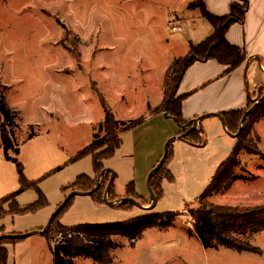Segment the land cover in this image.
<instances>
[{
  "label": "rangeland",
  "instance_id": "rangeland-1",
  "mask_svg": "<svg viewBox=\"0 0 264 264\" xmlns=\"http://www.w3.org/2000/svg\"><path fill=\"white\" fill-rule=\"evenodd\" d=\"M190 1L0 0V92L9 107L20 112L15 146L19 154L11 150L8 159L0 147V199L21 188L17 159L26 179L36 183L16 198L19 207L37 203L40 194L47 200L36 212L1 218L0 236L42 230L71 192L64 194V188L82 175L97 181L92 156L73 159L95 135L97 141L105 135L102 101L118 121L145 119L119 135L120 148L102 162L103 169L116 173L113 201L126 197L127 186L133 182L138 202L151 206L148 177L162 159L167 141L180 130L173 118L152 115L163 101L164 69L169 58L172 61L186 50L189 53L190 44L188 49L184 44L187 36L195 39L193 44L204 40L198 38L205 23L196 34H191L184 21L181 33L171 31L178 17L184 20L183 8ZM142 86L148 91L139 94ZM256 94L254 99L259 97ZM209 121L204 124L208 140L204 145L171 144L168 169L174 181L163 180V195L154 209L98 205L91 196H77L58 219L51 247L64 234L60 227L125 223L147 214L179 213L167 230L148 229L136 241L113 237L111 264H264V230L239 236L262 255L226 247L205 249L197 236L187 233L192 228L188 210L198 207L197 200L236 146L220 123L215 128L213 121L217 120ZM254 130L263 157L241 154L236 175L242 179L229 191L213 196L211 203L264 206L263 118ZM34 241L45 243V238L39 234ZM41 242L35 245L34 264H52L48 251L45 258H37ZM73 262L99 264L85 257Z\"/></svg>",
  "mask_w": 264,
  "mask_h": 264
},
{
  "label": "trees",
  "instance_id": "trees-1",
  "mask_svg": "<svg viewBox=\"0 0 264 264\" xmlns=\"http://www.w3.org/2000/svg\"><path fill=\"white\" fill-rule=\"evenodd\" d=\"M248 0H234L231 5L230 14L218 18L211 15L205 8L202 0H196L189 4L190 11H198L201 17L207 21L213 28V34L198 44H191L190 51L184 59H175L167 69L164 77V97L161 104L157 107L154 114H167L178 123L180 130L177 135H181L189 131L192 127V121L187 122L183 119L182 103L184 97L178 96V90L186 71L196 61L215 60L218 63L227 66V73L232 72L242 66L246 61V55L243 51L235 46H232L226 39V34L232 25L235 23H243L248 10ZM76 55V54H75ZM259 97L261 102L252 112L247 115L245 122L242 123V118L252 108L254 102L250 101L245 110L229 111L221 113L227 130L231 134H237L242 126L241 134L236 138L237 144L227 158L223 162L216 173L214 174L208 187L197 200L198 207L189 209V216L192 220V228L187 231L189 236H197L205 249H218L226 247L238 253L249 252L262 255V251L243 241L239 236H244L248 233H260L264 230V206L258 207H233L215 205L210 202V199L222 192L229 191L233 185L242 178L236 175V170L240 166V156L243 153L263 157L262 151L259 149L260 137L255 135L254 126L260 118L264 119V89H262ZM105 120L103 127L105 135L101 141H97L98 135L94 136V141L84 150L80 151L74 161L82 159L85 156L93 157V166L95 174L99 175L103 170L102 162L110 159L120 148L122 140L121 135L126 130H132L142 124L145 119H137L125 123L118 121L112 112L105 106ZM20 117V112H17L9 107L5 96L0 92V147L4 150L6 158L10 159L9 152L15 151L19 154V149L16 146V131L17 121ZM120 132L117 131L121 127ZM185 142L191 145H204L206 142L205 134L202 128L197 127V130L191 132L185 137ZM100 150L104 154H99ZM172 145L169 146L168 158L161 169L156 172L151 179L150 186L157 197L158 201L163 195L162 182L164 179L174 181V176L168 169L169 160H171ZM17 164L18 173L20 176L21 188L18 192L5 196L0 199V219L7 215H24L33 213L47 205V200L40 194V200L27 207L21 208L16 202V198L29 188L36 187V183H30L24 173L22 165L17 159L14 160ZM110 174L105 173L101 181L104 183ZM97 181L89 176H80L73 184L64 188V194L67 191H82L89 192L96 186ZM107 187V186H106ZM106 187L100 185V189L91 197L98 205L104 203V194ZM114 184L109 193L108 200L113 201ZM126 197H132L139 201V196L135 192L133 182L127 186ZM66 197V196H65ZM74 198L63 209V211L52 222L50 230L44 235L46 241L53 254V264H74L73 259L76 257H85L95 260L99 264H111V250L115 248L113 237H125L130 241H136L141 238L143 233L152 228L158 230H167L174 225L179 213L165 214H147L125 223L102 224V225H80L73 228L60 227V231L72 235L69 240H66L54 247H51V234L57 227L58 219L72 204ZM8 206L6 209L5 206ZM127 205L133 206L130 203H122L118 206L128 208ZM24 240V239H23ZM21 239H3L0 241V264H7L8 251L4 248L6 244H16Z\"/></svg>",
  "mask_w": 264,
  "mask_h": 264
},
{
  "label": "crops",
  "instance_id": "crops-1",
  "mask_svg": "<svg viewBox=\"0 0 264 264\" xmlns=\"http://www.w3.org/2000/svg\"><path fill=\"white\" fill-rule=\"evenodd\" d=\"M194 1L196 0H192L184 6L183 11L185 18L183 20L178 17L175 25H179L183 28L181 22L184 21L189 24L188 26L191 34H196L200 31V25L205 23V27H203V32L201 34L202 36L198 38L205 40L213 34L214 30L212 26L201 17L198 11H190L188 9L189 4ZM202 1L204 2L206 10L211 15L218 18L229 15L231 5L234 2V0ZM248 1L249 6L244 22L235 23L226 34L227 41L232 46L241 49L243 53H245V63L229 73L226 72L228 69L227 66L215 60L196 61L192 64L186 71L178 90V96L184 97L182 115L185 121L190 122L204 115H220L224 112L245 110L249 102L253 101L255 98L254 93L256 92V95H259V89H264V0ZM194 40V38H189V36H187L184 41L186 48L188 44H193ZM187 51L188 50H186L183 55L181 54L180 57L174 58L173 60L182 58L186 55ZM256 57L259 58V62L256 60ZM171 59L169 58L167 61L163 77H165L167 69L173 62ZM143 87L144 86L139 89V94L147 90H144ZM152 115L155 114L153 113ZM209 120H217V123L213 121L217 124L215 128L219 127V123L222 125L217 116H208L199 122L197 127L203 129L206 142L208 140L204 130L206 126L204 124L210 122ZM222 130L228 135L223 127ZM234 140H236V145L237 139L234 138ZM38 235L39 234L31 236L16 244L4 245V248L8 251L7 264H34L35 245L41 242L34 241ZM42 236L44 237V235ZM42 244V249L37 258H45L46 252L48 251L51 254V263L53 264V254L46 238L45 243L43 242Z\"/></svg>",
  "mask_w": 264,
  "mask_h": 264
},
{
  "label": "water",
  "instance_id": "water-1",
  "mask_svg": "<svg viewBox=\"0 0 264 264\" xmlns=\"http://www.w3.org/2000/svg\"><path fill=\"white\" fill-rule=\"evenodd\" d=\"M256 60L259 62V58L256 57ZM262 89L260 88L259 89V93ZM253 102H254V107H256L257 105L260 104L261 102V98L258 97L257 99H253ZM251 108L247 113L246 115L242 118V123L245 122L246 118H247V115H249L252 110L254 109ZM165 116H167V114L165 113ZM208 116H217L222 125H223V128L225 130V132L230 136V137H233V138H237L241 132H242V126L239 130V132L237 134H231L226 126H225V123H224V120L223 118L220 116V115H204V116H201V117H198L196 119H194L192 121V124H193V127L187 131L186 133L184 134H181V135H178V136H175V137H172L171 139H169L165 145V151H164V154H163V157L162 159L160 160V162L158 163V165L153 169V171L150 173L149 177H148V186H149V189H150V193H151V200H152V204L150 207H144L142 204H140L137 200H135L134 198L132 197H124V198H120V199H117L115 201H109L108 200V193L112 187V185L114 184V181L116 179V173L111 170V169H103L101 171V173L99 174L98 178H97V183H96V186L93 190L89 191V192H82V191H72L70 193H68V195L65 197L64 201L62 202V204L58 207V209L56 210V212L52 215L51 219L49 220V222L47 223L46 227L43 228L42 230L40 231H36V232H31V233H26V234H20V235H2L0 236V241L3 240V239H27L31 236H34L36 234H40V235H45L51 228V225H52V222L55 220V218L63 211V209L69 204V202L77 197V196H92L95 192H97L99 189H100V181L102 179V177L104 176L105 173H109L110 174V180H109V183L106 187V190H105V194H104V203L110 207H114L116 205H119V204H122V203H130L132 204L133 206H137L141 209H144V210H151V209H154V207H156L157 205V202H158V199L157 197L155 196V194L153 193L152 189H151V186H150V182H151V179H152V176L158 172L161 167L164 165V163L166 162L167 158H168V153H169V146L175 142V141H185V137L190 134L191 132H194L197 130V125L199 124L200 121H202L203 119L207 118Z\"/></svg>",
  "mask_w": 264,
  "mask_h": 264
},
{
  "label": "built area",
  "instance_id": "built-area-1",
  "mask_svg": "<svg viewBox=\"0 0 264 264\" xmlns=\"http://www.w3.org/2000/svg\"><path fill=\"white\" fill-rule=\"evenodd\" d=\"M171 31L174 33H181L183 31V28L179 25H173L171 28ZM71 237H72V235H70V234H66V236L61 234V239L56 241L55 244L53 245V247L64 242V241H66V240H69Z\"/></svg>",
  "mask_w": 264,
  "mask_h": 264
},
{
  "label": "flooded vegetation",
  "instance_id": "flooded-vegetation-1",
  "mask_svg": "<svg viewBox=\"0 0 264 264\" xmlns=\"http://www.w3.org/2000/svg\"><path fill=\"white\" fill-rule=\"evenodd\" d=\"M260 93H261V91H260ZM260 93H259V95H260Z\"/></svg>",
  "mask_w": 264,
  "mask_h": 264
}]
</instances>
